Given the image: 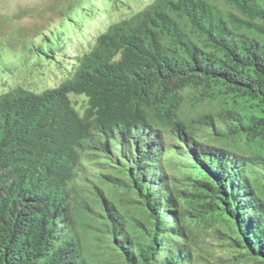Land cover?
<instances>
[{
  "label": "trees",
  "instance_id": "16d2710c",
  "mask_svg": "<svg viewBox=\"0 0 264 264\" xmlns=\"http://www.w3.org/2000/svg\"><path fill=\"white\" fill-rule=\"evenodd\" d=\"M220 1L245 18L209 0H77L19 59L0 50V264H89L85 162L109 189L87 197L110 263L199 264L211 230L264 264V0Z\"/></svg>",
  "mask_w": 264,
  "mask_h": 264
},
{
  "label": "rangeland",
  "instance_id": "374dc122",
  "mask_svg": "<svg viewBox=\"0 0 264 264\" xmlns=\"http://www.w3.org/2000/svg\"><path fill=\"white\" fill-rule=\"evenodd\" d=\"M77 0H0V50L1 54L14 62L19 59V54L30 43H38L42 39L43 33H48L56 29L62 19V14L68 11ZM218 7L223 15L232 12L245 18V15L236 7L226 4L220 0H209ZM264 25V23H262ZM32 63V61H31ZM39 79H33L38 83ZM49 87L56 85L54 81H49ZM74 107L81 116H85L88 110L87 98L84 95L69 94ZM174 159V158H173ZM100 164V163H99ZM102 166V165H98ZM102 177L95 170L90 162L84 163V171L79 176L77 182L79 190V201L83 196L87 198L90 205V215L95 218L89 221L94 227L79 226L80 238L83 245V253L89 264H116V259L111 257L108 261L102 246H98L94 236L103 240L102 244L109 243L108 235L105 231H99L96 225L99 224L97 213H101V207L95 204L92 196L87 194L94 191L95 184L104 188L108 195L109 189L103 185ZM86 218H89L87 215ZM88 222V221H85ZM198 249L199 264H255L251 260L242 259L235 261L231 258L230 252L219 245L218 240L213 237L212 231L198 232L196 240ZM220 257L221 259H219Z\"/></svg>",
  "mask_w": 264,
  "mask_h": 264
}]
</instances>
